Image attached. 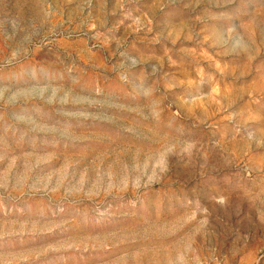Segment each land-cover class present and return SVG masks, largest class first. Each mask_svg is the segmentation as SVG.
<instances>
[{"label": "rangeland", "instance_id": "obj_1", "mask_svg": "<svg viewBox=\"0 0 264 264\" xmlns=\"http://www.w3.org/2000/svg\"><path fill=\"white\" fill-rule=\"evenodd\" d=\"M177 256L264 264V0H0V264Z\"/></svg>", "mask_w": 264, "mask_h": 264}, {"label": "clouds", "instance_id": "obj_2", "mask_svg": "<svg viewBox=\"0 0 264 264\" xmlns=\"http://www.w3.org/2000/svg\"><path fill=\"white\" fill-rule=\"evenodd\" d=\"M166 169H167V160L165 161V171ZM174 264H186L184 257L177 256L176 260L174 261Z\"/></svg>", "mask_w": 264, "mask_h": 264}]
</instances>
